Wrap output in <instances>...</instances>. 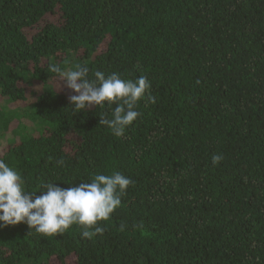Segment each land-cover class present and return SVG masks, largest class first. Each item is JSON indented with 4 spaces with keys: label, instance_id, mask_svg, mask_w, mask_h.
Wrapping results in <instances>:
<instances>
[{
    "label": "trees",
    "instance_id": "16d2710c",
    "mask_svg": "<svg viewBox=\"0 0 264 264\" xmlns=\"http://www.w3.org/2000/svg\"><path fill=\"white\" fill-rule=\"evenodd\" d=\"M264 264V0H0V264Z\"/></svg>",
    "mask_w": 264,
    "mask_h": 264
},
{
    "label": "rangeland",
    "instance_id": "374dc122",
    "mask_svg": "<svg viewBox=\"0 0 264 264\" xmlns=\"http://www.w3.org/2000/svg\"><path fill=\"white\" fill-rule=\"evenodd\" d=\"M52 264H58V262L54 259Z\"/></svg>",
    "mask_w": 264,
    "mask_h": 264
}]
</instances>
